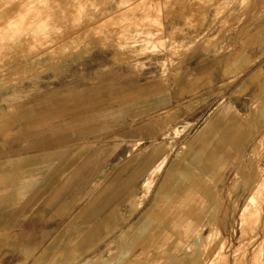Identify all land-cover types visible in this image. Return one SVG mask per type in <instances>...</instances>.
<instances>
[{
  "label": "rangeland",
  "instance_id": "374dc122",
  "mask_svg": "<svg viewBox=\"0 0 264 264\" xmlns=\"http://www.w3.org/2000/svg\"><path fill=\"white\" fill-rule=\"evenodd\" d=\"M244 1L0 0L1 143L28 130L39 109L62 101L49 97L62 91L77 94L81 84L90 89L121 76L151 75L175 86L182 79L172 83L171 70L195 45L217 33L218 45L226 41L232 49L242 28L257 23L258 18H250L261 17L264 5ZM228 63L234 72L237 60ZM197 79L180 93L174 109L146 119L132 116L122 135L134 140L122 143L114 135L111 143L102 139L91 146V163L73 168L88 172L91 166V188L97 193L91 195V241L82 228L69 229L62 244L63 264H104L110 254L120 264L127 259L131 264H168L165 252L172 242L176 255L192 254V236L201 227L204 234L215 226L221 238L209 246V253L219 251L227 264H264V99L252 104L247 118L231 101L223 102L221 94L211 112L198 120L193 107L179 112L183 101L201 99L204 92L195 88L205 84L202 77ZM139 134L151 139L141 140ZM231 146L232 152L239 147L238 152H228ZM166 155L153 191L137 211L134 199L142 181ZM181 177H186L182 186L177 185ZM249 195L254 204L248 202ZM72 243L79 247V258H67Z\"/></svg>",
  "mask_w": 264,
  "mask_h": 264
},
{
  "label": "crops",
  "instance_id": "0c3cea01",
  "mask_svg": "<svg viewBox=\"0 0 264 264\" xmlns=\"http://www.w3.org/2000/svg\"><path fill=\"white\" fill-rule=\"evenodd\" d=\"M255 1L264 5V0ZM254 22L242 28L245 35L234 43L235 48H228L226 41L195 45L185 58L188 79L175 86L161 84L151 75L121 76L90 89L81 84L77 94L62 91L49 97L62 101L39 109L21 135L0 141V264H63L62 244L71 228H82L91 241V195L97 193L91 188V166L88 172L73 168L83 161L90 164L91 146L102 139L111 143L114 135V141L134 140L122 135L132 116L146 119L174 109L181 90L197 84L198 77L205 84L195 88L204 92L201 99L179 104L181 114L186 105L193 107L200 114L198 120L211 112L221 94L223 102L231 101L240 112L264 99V12ZM230 59L237 60L234 72L235 66L226 64ZM139 136L151 139V135ZM53 164L57 165L53 168ZM115 175L123 177L122 172ZM183 178L177 185L182 186ZM74 247L68 249L67 258H79V247Z\"/></svg>",
  "mask_w": 264,
  "mask_h": 264
},
{
  "label": "bare ground",
  "instance_id": "6f19581e",
  "mask_svg": "<svg viewBox=\"0 0 264 264\" xmlns=\"http://www.w3.org/2000/svg\"><path fill=\"white\" fill-rule=\"evenodd\" d=\"M7 1V0H6ZM10 1V0H9ZM17 1V0H16ZM23 1V0H22ZM27 1V0H26ZM53 1V0H52ZM19 2V1H18ZM61 2V1H60ZM81 2V1H80ZM234 2V1H233ZM6 3V2H5ZM8 3V2H7ZM72 3H74V2H72ZM239 3V2H238ZM243 3H245V4H250V0H245L244 2H242V4ZM2 4H4V3H2ZM22 4H23V2H22ZM33 4H34V2H33ZM248 4V5H249ZM1 5V4H0ZM8 5V4H7ZM10 5V4H9ZM18 5V4H17ZM77 5H78V3H77ZM80 5V4H79ZM231 5V4H230ZM249 6H251V5H249ZM9 7V6H8ZM12 7V6H11ZM17 7V6H16ZM28 7V6H27ZM65 7V6H64ZM76 7V6H75ZM222 7V6H221ZM3 8V7H2ZM7 8V7H6ZM50 8V7H49ZM229 8V7H228ZM250 8V7H249ZM253 8V7H252ZM4 9V8H3ZM53 9V8H52ZM66 9V8H65ZM13 10V9H12ZM34 10V9H33ZM4 11V10H3ZM70 11V10H69ZM75 11V10H74ZM15 13H16V11H14ZM46 12V11H45ZM68 12V11H67ZM9 13V12H8ZM32 13V12H31ZM3 14V13H2ZM68 14V13H67ZM67 14H66V16H67ZM70 14H71V12H70ZM13 15V14H12ZM55 15H57V14H55ZM260 15H262V14H260ZM14 16V15H13ZM15 17V16H14ZM13 18V17H12ZM17 18H19V17H17ZM254 18H260V16H255V17H251L250 19H254ZM3 19V18H2ZM10 20V19H9ZM12 20V19H11ZM18 21V20H17ZM16 21V22H17ZM12 22V21H11ZM14 22V21H13ZM193 22V21H192ZM243 22V21H242ZM241 22V23H242ZM19 23V22H18ZM227 24H228V22H226ZM246 23V22H245ZM16 25H17V23H16ZM194 25V24H193ZM225 25V24H224ZM2 26V25H1ZM8 26H10V25H8ZM18 26V25H17ZM239 26H240V24H239ZM242 26H243V23H242ZM15 27V26H14ZM155 27V26H154ZM241 28V27H240ZM239 28V30H241ZM148 29V28H147ZM147 29H145L144 30V32H146V30ZM142 31V30H141ZM148 31V30H147ZM150 32V31H149ZM242 32H244V31H242ZM259 32V31H258ZM257 32V33H258ZM148 33V32H147ZM245 33V32H244ZM243 33V34H244ZM143 34H146V33H143ZM150 34V33H149ZM148 34V35H149ZM240 34V33H239ZM242 35V34H241ZM240 35V36H241ZM245 35V34H244ZM251 35V34H250ZM151 36V35H150ZM159 36V35H158ZM239 36V37H240ZM219 37H220V35L218 34H216V35H212V36H209V37H207V39L205 40V42H206V44H207V46H211V45H215L216 44V42L219 40ZM238 37V36H237ZM197 38V37H196ZM259 40H260V38H259ZM255 41V40H254ZM51 42V41H50ZM247 42V41H246ZM151 44L152 43H148V47L149 46H151ZM240 44V43H239ZM248 44V43H247ZM256 44V43H255ZM146 46V47H147ZM242 47H243V49L245 48L243 45H242ZM235 48V47H234ZM249 48V47H248ZM242 49V50H243ZM146 50H148V49H146ZM236 50V49H235ZM241 50V49H240ZM239 50V51H240ZM239 51H236V52H238L239 53ZM241 52V51H240ZM231 54V53H230ZM229 54V55H230ZM241 54V53H240ZM233 55V54H232ZM132 58V57H131ZM201 58V57H200ZM181 61V60H180ZM228 62H229V60H228ZM180 63V62H179ZM185 61L184 60H182L181 61V63L180 64H178L179 66H177V67H175L173 70H171V74H172V77H171V81H172V83H175V81L177 80L176 79V77H179V78H181V79H183V78H185L186 76H187V66L185 65ZM227 65H229V63H226ZM225 64V65H226ZM224 65V64H223ZM174 67V66H173ZM224 67V66H223ZM162 68H165V66L162 64ZM189 70V69H188ZM237 73V72H236ZM57 74H60V73H57ZM57 74H55V75H57ZM164 75V74H163ZM163 75H161V76H163ZM169 75V74H168ZM160 77V76H159ZM187 78V77H186ZM160 79V78H159ZM162 79V78H161ZM188 79V78H187ZM166 80V79H165ZM168 82V81H167ZM173 85V84H172ZM186 90H190V89H182L181 90V93H183V92H186ZM188 92V91H187ZM176 93V92H175ZM178 93V92H177ZM183 95V94H182ZM230 108V107H229ZM249 112L247 113V112H244V114H247V118H249V115H250V112L252 113V104L249 106ZM241 110V109H240ZM225 111V110H224ZM237 113H239V114H241L242 112H239V111H237ZM222 114V113H221ZM225 114V113H224ZM2 116V115H1ZM0 116V117H1ZM224 122V121H223ZM17 132V131H16ZM196 133H198V132H196ZM6 134H9V133H6ZM195 141V139L193 140V142ZM235 142H236V140H235ZM235 142H233V144L235 143ZM233 148V146H231L230 147V149L228 150V148H227V150H228V152L230 151L231 153H237L238 152V150H239V147H238V150H237V147L235 148V150L232 152L231 151V149ZM191 151H192V148H191ZM225 151H226V149H225ZM190 156V155H189ZM138 158V157H137ZM166 161H167V155L166 156H163L162 157V159L160 160V162L159 163H157V165L149 172V174H148V176L146 177V179H144L143 181H142V189H141V193H140V197H137V198H135L134 199V202H135V207L136 208H139L140 206H142V204L146 201V199L149 197V195H150V193H151V191H152V189L154 188L153 186H154V184H155V182L157 181V179H158V177H159V175H160V173L162 172V170H163V168H164V166H165V163H166ZM167 165V164H166ZM244 165H246V164H244ZM246 168V167H245ZM244 168V169H245ZM249 168V167H248ZM243 169V170H244ZM251 169V168H250ZM247 170V168L245 169V171ZM250 171V170H249ZM252 171V170H251ZM250 171V172H251ZM247 172V171H246ZM248 174H249V172H247ZM238 174V173H237ZM251 174V173H250ZM251 176V175H250ZM254 176V175H253ZM249 177V176H248ZM255 177V176H254ZM251 178V177H250ZM250 178H248V179H250ZM239 179H241V178H239ZM243 179V178H242ZM241 179V180H242ZM253 179V178H252ZM251 180V179H250ZM244 181V180H243ZM249 181V180H248ZM254 181V180H253ZM239 184V183H238ZM248 184V183H247ZM212 186V188H215L216 189V187L212 184L211 185ZM246 186V185H245ZM248 202H250V203H252V204H254L255 203V201H254V199H253V197L251 196L250 197V195L248 196ZM134 209V208H133ZM141 228V227H140ZM140 231V230H139ZM202 231H203V227H201V228H199L198 230H197V233L194 235V236H192V246H193V250H194V252L192 253V254H186V255H182V256H178V255H176L175 253H174V242H172L171 244H170V246H169V248H168V250L165 252V254H166V256H168L167 257V263L168 264H178L181 260H187V261H192V263H194V262H196L197 261V259H199V258H201V257H203V261L200 263V264H227V261H225V257H222L221 256V254H220V256L218 255V252L216 251V250H214V251H212V252H208L207 251V249L209 248V246L212 244V243H214L215 241H218L219 240V238H221V234H219V229L215 226V227H213V229H211L209 232H207V233H202ZM139 234V233H138ZM120 240H121V242L124 244V245H127L126 244V241H125V239H124V236L123 235H120L119 237H118ZM132 238V237H131ZM131 242V241H130ZM129 246V245H128ZM121 248V247H120ZM117 251V250H116ZM127 251H129V247L127 248ZM215 252V253H214ZM147 253L149 254V255H151V256H153V257H155L156 259H159L160 258V256H159V254L156 252V251H154V250H150V249H148L147 250ZM216 254V255H215ZM161 258H163V257H161ZM104 264H120L119 262H117V258H115V256H113V254H110L107 258H105L104 259ZM126 264H131V262L129 261V259H127V263Z\"/></svg>",
  "mask_w": 264,
  "mask_h": 264
}]
</instances>
